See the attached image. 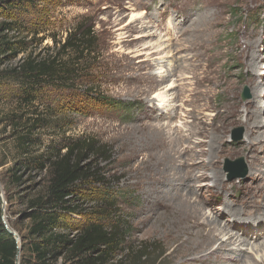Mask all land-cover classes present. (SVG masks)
I'll list each match as a JSON object with an SVG mask.
<instances>
[{
    "label": "rangeland",
    "instance_id": "1",
    "mask_svg": "<svg viewBox=\"0 0 264 264\" xmlns=\"http://www.w3.org/2000/svg\"><path fill=\"white\" fill-rule=\"evenodd\" d=\"M2 20L15 22L10 34L24 42V51L6 64L28 52L47 56L79 22L91 27L96 40L91 45L94 53L79 64L76 79L45 87L37 101L46 124L37 131L42 142L29 147L31 157L49 156L58 149L64 152L68 144L92 138L93 150L83 151L80 164L95 169L100 180L74 188L72 203L77 211L64 214L63 226L56 231L75 234L87 223L100 221L104 206L112 205L102 223L110 222L112 210V216L126 224L127 244L155 241L164 250L161 263L175 264L179 254L173 249L177 243L185 247L187 237L174 212L178 201L171 192L177 191L194 192L203 211L216 210L220 222L229 223L239 236L257 230L259 223H242L263 216L244 208L242 202L252 195L260 200L264 188V122L257 127L261 136L252 145L256 150H248L245 135L246 109L256 112L253 101L246 105L254 92L250 86L254 76L261 87L254 100L264 116V0H0ZM143 33L148 36L139 37ZM249 43L253 45L248 55ZM253 54L260 71L248 66ZM166 73L171 76L168 83L174 85L166 93L174 108L172 115L162 118L171 105L156 108L154 96L165 91L159 75ZM245 88L247 97H243ZM4 92L0 88V98L8 95ZM3 104L0 101V111ZM213 136L220 139L212 159L223 173L222 189L213 185L211 168L206 170L208 177H201L202 170L196 167L202 161L197 166L187 163L189 153L195 152L185 146L207 150ZM179 146L185 152L178 155ZM12 151L13 141L0 135V160ZM258 162L259 169L255 165L249 175L251 164ZM12 165L7 157L0 171ZM187 169H192L194 178L186 179ZM241 170L243 175L230 176ZM30 174L35 177L21 187L4 189L0 184L2 220L16 233L18 243L28 226L24 196L41 191L48 177L45 170ZM171 180L174 187L168 185ZM226 204L240 207L241 213L230 214L224 210ZM234 217L241 219L236 226ZM224 252L211 264H225L229 258L223 259ZM20 258L21 253L18 263ZM230 261L264 264L248 251ZM61 263L58 259L55 264Z\"/></svg>",
    "mask_w": 264,
    "mask_h": 264
},
{
    "label": "trees",
    "instance_id": "2",
    "mask_svg": "<svg viewBox=\"0 0 264 264\" xmlns=\"http://www.w3.org/2000/svg\"><path fill=\"white\" fill-rule=\"evenodd\" d=\"M14 27L13 21H0V88L8 94L0 98L4 103L0 111V135L13 141L11 156H7L13 165L0 171V184L4 189L21 187L35 177L30 174L34 169L45 170L48 177L41 191L24 196L23 217L28 226L26 234L20 236V243L4 225L0 199V264H16L20 253L18 264H55L58 259H62L61 264H162L164 250L155 241L127 244L126 224L112 216V210L110 222H101L103 216L108 217L112 205L104 206L100 221L87 223L75 234L55 230L63 226L64 214L77 211L72 203L74 188L84 181L100 180L95 169L80 164L83 151L93 150L92 138L70 143L64 152L58 149L49 156L31 157L29 147L42 142L37 131L46 124L37 101L45 87L76 79L79 64L86 55L94 53L91 45L96 40L91 27L79 22L47 56L28 52L15 63L6 64L24 51L23 40L10 34ZM7 157L1 158L0 166Z\"/></svg>",
    "mask_w": 264,
    "mask_h": 264
},
{
    "label": "bare ground",
    "instance_id": "3",
    "mask_svg": "<svg viewBox=\"0 0 264 264\" xmlns=\"http://www.w3.org/2000/svg\"><path fill=\"white\" fill-rule=\"evenodd\" d=\"M151 33H153V32H151ZM144 36H148V35L147 34L145 35L144 33L139 35V37H144ZM251 44L249 43L248 55L250 54ZM166 48H167V46L164 47L162 50L165 51ZM167 52L169 53L170 49ZM171 55H173V54H171ZM257 62H258V58L255 54H253V55H251V58L248 59L249 65H248V63H246V64L248 66H250V68H252L256 72V71H260L258 69V63ZM170 70H172V69H170ZM159 76H160V79L163 78V80H161V83L164 85L162 88L163 89L166 88V89H165V91L158 92L154 96L155 99L157 100L154 103V105L156 108L160 105L161 106H168V105L170 106L171 105V107H169L167 109L168 111L163 112L164 114L161 115L162 118H166V117L172 115L173 108H174V105H172V103L169 101V98L167 97L166 93L168 92V90H171L174 85H173V81L171 82V84L168 83L169 82L168 76H169V78L171 77L170 73H166L164 75H159ZM175 86H177V85H175ZM250 86L252 87L254 92L251 93L252 98L246 102V105H247V107H249L251 105L250 103L253 101L252 109L255 108L256 112L250 113V110L246 107L247 108L246 109V112H247L246 116H247V120L249 122L245 126V135L248 138V144H247V146L249 145L248 150L252 152L253 150H256V148H257V147H253L254 144L256 143L255 140L259 136H261V133H259L260 131L257 130V127H259L260 125L261 126L263 125L264 116L259 114L257 109H259V108L262 109V107L259 106L256 103V101L254 100V98L261 95V91H260L261 87L256 84L255 76L250 78ZM228 116L230 117V119H232L235 116V114L233 112H231V114H229ZM217 121H218V119H217ZM167 125L168 124L166 123V126ZM186 130H189V129L187 128ZM226 130H227L226 128H224V127L222 128V132H225ZM188 134H190V131ZM188 134H187V136H188ZM178 138L181 142L180 136H178ZM217 141L218 142L220 141L219 137L217 138V137L213 136L211 139H209L210 145L208 146L207 150L202 149V148L195 149V146L190 145V144L186 145L185 147L187 148L188 151L195 152V153H189V158L187 159V163L191 164V165H195V163H197V162L199 163V161L200 162L202 161L200 165H198V166L195 165V166H197L196 168H199L202 170L201 177H204V178L208 177L209 175L206 174V170L211 168L209 170H211L210 172L212 173V175L210 177L213 180V185H217L218 187H220L222 189L223 184H221L222 183L221 181L223 179V173L218 168V166L216 164H214V161L212 159V156L216 151L215 143ZM199 142H207V140L200 139ZM180 149L181 148L179 146L178 151H177L178 155L180 153L185 152L184 149H181V150ZM260 164H261V162H258L257 164L252 163L250 166L251 167L250 170L256 169V168L259 169ZM255 165H257V167ZM192 169H187L184 173L187 180L194 178L195 174H193L194 172H192ZM250 170L248 172L249 175L252 174V170L251 171ZM171 182H172V180L170 182H168V185H170L171 187L172 186L174 187L175 184L173 182L172 183ZM168 190L170 191V188H168ZM180 192L181 191H177L175 193L171 192V195L175 200L178 201L177 205L174 206V212L176 214V217L180 221V223L184 224V230L183 231L187 234V237L185 239V247L180 245V243H177L173 249L176 253L179 254L178 260L176 261L175 264H193L192 261H201V262L205 261V262H210V264H211L212 261L215 262L218 258L220 259L222 257L221 254H222L223 250H227L226 253L225 252L223 253L224 254L223 259L226 256H228V258H229L228 259L229 262L226 260L227 263L225 262V264H232V263H230L231 262L230 260H232V259H235V260L241 259L244 256L246 251H248L251 258H255L256 260H259V259L264 260V228H263L264 227L263 226L264 225V188L262 190V198L260 200L254 198V195H252L251 197H248L244 202H242L244 208H247L249 211L253 210V211H255V213L257 215L263 216L262 217L263 220H260V219L257 220L256 216H253V218L250 217L249 219H244V224L242 223V225H247V224L258 225V223H259V226H258L256 231L255 230H253L251 232L249 231V233H248V230L244 231L243 236L237 235L239 233L236 231H231L229 223H226V224L223 223L222 224L220 222V220L218 219V212H216V210L214 212L210 211L208 213L203 211L204 206L195 197L194 192H193V195H191L189 192L188 193L190 195H188L187 193L186 194H180ZM239 208H238V206L234 207L230 204H226L224 206L225 211L230 212V214L235 213V215H238L239 213H241L242 210H239ZM238 219H239V217L238 218L234 217L233 224L235 226H236V224L238 225L240 223L241 219L240 220H238ZM236 222H238V223H236ZM252 227H254V226H252ZM252 227H251V230L253 229ZM260 237H262L261 238L262 240L260 239V241H256L257 238H260ZM243 264H246V263H243ZM261 264H263V263H261Z\"/></svg>",
    "mask_w": 264,
    "mask_h": 264
},
{
    "label": "water",
    "instance_id": "4",
    "mask_svg": "<svg viewBox=\"0 0 264 264\" xmlns=\"http://www.w3.org/2000/svg\"><path fill=\"white\" fill-rule=\"evenodd\" d=\"M243 92H244L243 97H244V96L247 97L246 95H248V90L245 88V89L243 90ZM243 173H244V172H242V170H241V171H237V172L231 174L230 176L243 175ZM0 199H1V202L3 203V195H2L1 188H0ZM4 225H5V224H4ZM5 227H6V229L8 230V232H10L11 234H13V236H14V237L17 239V241H18V237H17L16 233H15L14 231H12L11 229H9L6 225H5ZM19 252H20V245H18V254H19ZM16 264H18V259H17V261H16Z\"/></svg>",
    "mask_w": 264,
    "mask_h": 264
}]
</instances>
